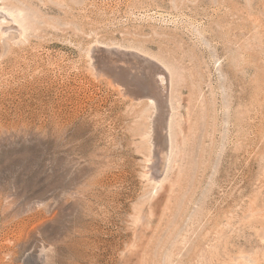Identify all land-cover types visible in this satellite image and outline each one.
Segmentation results:
<instances>
[{"label": "rangeland", "instance_id": "1", "mask_svg": "<svg viewBox=\"0 0 264 264\" xmlns=\"http://www.w3.org/2000/svg\"><path fill=\"white\" fill-rule=\"evenodd\" d=\"M0 9L20 26L0 35V264H264V0ZM95 45L169 69L156 181L152 106Z\"/></svg>", "mask_w": 264, "mask_h": 264}, {"label": "bare ground", "instance_id": "2", "mask_svg": "<svg viewBox=\"0 0 264 264\" xmlns=\"http://www.w3.org/2000/svg\"><path fill=\"white\" fill-rule=\"evenodd\" d=\"M5 25L10 27L12 25L18 29L20 27L11 13L0 9V35L4 34L6 28L4 30L2 27ZM98 56H101L100 59L97 58ZM89 57L95 62L94 68L100 75L118 84L120 92L136 101L145 100L152 106L153 116L150 119V132L147 133L151 157L148 160L150 164L147 166L146 177L150 181L158 180L156 170L158 154L168 151L169 147L170 111L168 110L169 94H166L170 88L169 69L154 57L148 54L143 56L135 49L131 51L121 47L95 45L89 50Z\"/></svg>", "mask_w": 264, "mask_h": 264}]
</instances>
